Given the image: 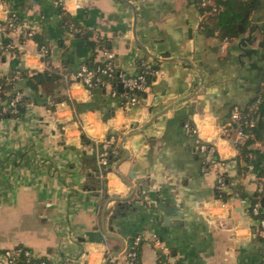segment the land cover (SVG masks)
Wrapping results in <instances>:
<instances>
[{"label": "crops", "instance_id": "1", "mask_svg": "<svg viewBox=\"0 0 264 264\" xmlns=\"http://www.w3.org/2000/svg\"><path fill=\"white\" fill-rule=\"evenodd\" d=\"M82 1L71 13L83 28L75 34L58 0H0V18L15 13L49 47L46 58L38 40L25 36L1 56L0 76L92 65L104 47L90 42L102 37L120 69L137 73L147 59L158 70L127 110L111 85L60 78L32 88L20 78L31 101L0 123V251L23 244L51 264H106L111 255L123 264L142 234L139 263L165 264L156 234L171 252L168 263L261 264L257 218L239 196L218 197L216 182L222 172L229 189L264 197V130L245 159L232 120L234 106L264 90V0H254L246 24L234 17L239 33L226 42L199 0ZM105 132L117 137V157L102 178L93 136ZM202 140L224 164L203 167ZM157 197L163 208L180 202L184 216L166 220Z\"/></svg>", "mask_w": 264, "mask_h": 264}, {"label": "built area", "instance_id": "2", "mask_svg": "<svg viewBox=\"0 0 264 264\" xmlns=\"http://www.w3.org/2000/svg\"><path fill=\"white\" fill-rule=\"evenodd\" d=\"M62 9L69 18L66 19V25L71 32H82V26L78 25L72 18L71 13L82 6V0H58ZM201 7L206 8V12L214 14L219 9L223 8L219 0H199ZM36 33L34 28H24L19 22L15 13H8L4 18H0V59L1 56L7 52L16 50L21 45L20 35L33 37ZM228 40V36L224 37V41ZM103 57L96 65L91 66L82 64L81 67L72 72L62 73L64 80H74L81 82L85 87L91 88L94 86L111 85V94L119 95L121 97V107L124 110L129 109L130 105L141 100L142 92L145 91L151 81V78L157 73L155 67L149 60L141 59V70L137 73H128L120 69L115 62V55L112 50L107 47L102 48ZM40 54L46 56L49 53V47L46 43L40 45ZM22 70L8 72L2 75L3 81H0V123L8 115H18L20 113L19 105L26 106L30 103V99H26L25 90L18 85L22 77ZM1 77V76H0ZM112 80H115V84ZM123 84V90L119 91L117 85ZM258 102L250 105L249 111H243V108L238 105L232 109L233 123H238L247 126H254L256 120L251 115V111L258 106ZM57 103V102H55ZM94 122H90V126H94ZM188 132L195 133L196 128L190 123H185ZM238 133L246 138L253 136L252 131H246L242 127H236ZM96 143V161L100 176L103 178L106 175L107 167L110 164V153L113 143H116L117 137L112 132H105L101 135L93 136ZM199 150L207 154L208 159L204 162L203 167L208 168L214 165L224 164V161L216 156L215 147L204 140L199 144ZM114 152V150H113ZM216 189L218 197H222V193H227L229 197L239 196L242 203L246 204V210L257 218V233L264 239V202L261 199L251 201L248 196H242L237 191L228 188L225 180V174L217 173ZM226 199V198H223ZM144 236L137 234L133 238L132 246L125 251V259L123 264H137L140 258L139 246L142 243ZM153 241L158 249V260L165 264H185L180 261L172 260L170 250H168L162 243V240L154 234ZM24 256L30 264H51L46 255H40L33 252V250L23 244H18L12 247L4 248L0 251V264H18L19 258ZM106 264H119L115 255L107 258ZM264 264V257L262 263Z\"/></svg>", "mask_w": 264, "mask_h": 264}, {"label": "trees", "instance_id": "3", "mask_svg": "<svg viewBox=\"0 0 264 264\" xmlns=\"http://www.w3.org/2000/svg\"><path fill=\"white\" fill-rule=\"evenodd\" d=\"M220 3H222L223 8L219 9L217 12L214 13V16L218 19V24H220V35L223 36H232L234 34H238L239 30L236 26V23L234 21L235 16L243 17L244 23H247V20L249 19L250 13L253 10L255 6L254 0H219ZM203 11L206 10V8L201 7ZM69 18V15H64V20L66 23V19ZM223 19L225 21H228L226 23L223 22ZM75 34H82L81 32H75ZM25 35H20V38L23 39ZM33 37L38 40L40 45H42L44 42L43 39L39 37L37 33L33 35ZM93 47H107L109 46V41L105 38H99L98 41H91L90 42ZM260 46L264 50V36L260 42ZM255 51V50H254ZM264 56V52H263ZM46 58H48V54L46 55ZM97 62L93 63L91 66L96 65ZM155 66V65H154ZM157 67V66H155ZM22 77H27L28 85L32 88H37L39 85H45L53 87L55 83L62 78V73L56 71L53 68H47L44 70H35L33 73H29L28 71H23ZM3 77H0V81H3ZM115 84V80H112ZM19 85V82H18ZM25 92H26V99H30V94L26 91V89L20 85ZM62 98V97H61ZM57 98V100L61 99ZM67 100L69 98L66 97ZM258 102L257 108L253 109L250 113L252 117L255 118L256 124L254 126H247L242 124V126L238 123H234L236 127L240 126L246 131H252L254 133L253 136L250 137H243V141L239 144L240 146V155L247 159L249 157V151L251 144L259 137L261 130H264V90H259L258 93L251 99V101L246 105V107L243 108V111H249L250 105L254 104L255 102ZM21 113V111H20ZM112 151L110 153V161L117 157L115 154L116 149V143H113L111 147ZM114 150V152H113ZM217 156V154H216ZM219 157V156H218ZM240 157V156H239ZM96 159V158H95ZM96 167V165H95ZM228 177L225 175V180L228 182ZM240 195L242 196H248L251 201H254L255 199H260L258 197V193H248L244 191L243 189H235ZM218 191L216 192V195H218ZM228 196L227 193H222V197L226 198ZM264 215V212L261 213ZM18 264H30L26 260L24 256H21L19 258ZM137 264H140L139 262Z\"/></svg>", "mask_w": 264, "mask_h": 264}, {"label": "water", "instance_id": "4", "mask_svg": "<svg viewBox=\"0 0 264 264\" xmlns=\"http://www.w3.org/2000/svg\"><path fill=\"white\" fill-rule=\"evenodd\" d=\"M21 68L24 69V66L22 65ZM119 88L121 90H123V84L122 83H119ZM19 109H20V111H24L25 106L19 105ZM105 116L110 117L111 113L107 112V114ZM156 199L158 201L159 206L163 208V206H161L160 198L157 197ZM262 200L264 202V197L262 198ZM181 207H182V204L180 202H177V203L169 206V208H163L164 211L166 212L165 219L167 220L168 216H174L175 218H178V219L182 218L184 216V213H183V210L181 209Z\"/></svg>", "mask_w": 264, "mask_h": 264}]
</instances>
